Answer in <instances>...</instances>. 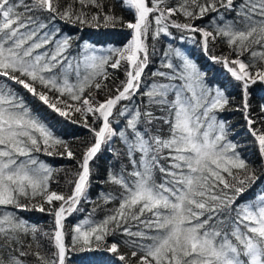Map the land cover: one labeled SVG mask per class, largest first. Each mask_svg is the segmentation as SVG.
Masks as SVG:
<instances>
[{
    "label": "snow or ice",
    "instance_id": "snow-or-ice-1",
    "mask_svg": "<svg viewBox=\"0 0 264 264\" xmlns=\"http://www.w3.org/2000/svg\"><path fill=\"white\" fill-rule=\"evenodd\" d=\"M117 25L130 30L119 47L97 48L71 31ZM173 28L181 44L197 45L239 85L235 110L264 161V102L255 110L251 103V88L264 84V0H0V264H29L30 257L66 264L70 252L115 258L99 264H264V188L245 199L261 177L218 118L232 103L226 90L208 84L172 43L152 83L144 82L161 37L177 39ZM219 43L228 55L211 54ZM109 68L124 73L114 89ZM33 100L91 133L79 156ZM115 137L123 149L114 155L126 163L109 168L104 183L118 191H102L96 203L118 206L102 220L93 209L69 231L66 221L89 201L92 164ZM41 154L76 160L70 195L52 187L61 169ZM17 210L46 212L51 231ZM42 238L50 255L41 252Z\"/></svg>",
    "mask_w": 264,
    "mask_h": 264
},
{
    "label": "trees",
    "instance_id": "trees-1",
    "mask_svg": "<svg viewBox=\"0 0 264 264\" xmlns=\"http://www.w3.org/2000/svg\"><path fill=\"white\" fill-rule=\"evenodd\" d=\"M170 2L175 6L176 0H170ZM117 15H124L126 19H131L132 17L128 13H121L119 7L116 9ZM183 20V17H180ZM197 23L203 24L207 21H198ZM64 28L65 32L70 31V29L64 25H60ZM74 34H78L81 40H90L97 48H107L108 46H122L126 39L130 36V30L122 29L119 25L115 28H91L86 27L83 31H79V26L77 29L71 30ZM173 33L177 35L175 41H171L167 37H161L159 43L157 44V54L152 57L151 64L146 68L144 74L145 84L152 83V72H154L160 66V58L163 56V50L168 46L169 43L173 44V47H182L187 51L191 58L196 62L200 70L206 73V82L213 87L219 85L222 89L226 90L232 103L229 104L222 112H218V118L226 121L229 124V139L233 142H239L242 154L248 161V163L256 169V175L260 176L261 179L256 184L255 188L249 192L245 199L252 197L261 188H264V161L261 160L259 153L257 152L254 144L253 138L248 132L247 126L240 112L236 111V106L240 99V88L239 85L234 81L229 73L224 69L222 64L214 63L210 59L206 58L205 54L200 50V48L190 41H185L183 44L179 41V33H176V29H171ZM149 44H151V39H149ZM212 47V55L222 56L228 55L229 49L226 44L219 43ZM76 53L73 52V55ZM250 53H246L243 57L245 62L248 61ZM234 56L230 57L233 58ZM166 62V61H165ZM109 73L112 75V79H109L107 83L113 89L116 85L120 83V80L124 79L123 70L116 71L111 68L108 69ZM118 77V79H116ZM101 79H103L101 77ZM114 81V82H113ZM166 82V81H165ZM252 97L251 103L254 110L257 108L259 103L264 102L261 97L264 96V84L257 83L251 88ZM103 97V93H100ZM139 97L136 98V101ZM136 101H133L135 103ZM128 101H124L119 107H123L124 104H128ZM32 106L39 112V114L52 126L55 134L65 141L71 144L74 151H76L77 156H79L80 151L83 147L84 142L91 140V133L79 124H73L70 121H65L64 118L59 117L57 114H53L51 110H48L39 101H32ZM116 118H119L118 115ZM124 127V122L120 123V128ZM119 131V129H117ZM123 145L119 137H115L110 144L104 145L101 151L95 158L92 168L93 175L91 177L90 189H89V201H83L79 204L81 211L72 214L66 221L68 230L70 231L72 226L79 220L84 219L92 212L93 209H97L95 218L97 220H102L104 218L107 209H112L118 206V201L116 203H109L107 209L97 208V197L103 192H116L118 191V186L104 183L107 180V173L109 168H113L115 171H119L121 164L126 163V159L121 157L117 160L114 152L121 151ZM63 151V149H60ZM40 159L45 160L50 166L55 169H61L54 177L52 187L54 189H59L60 191L67 192L71 194L70 187L66 184V180L71 179V175L76 171L77 163L76 160L69 159L67 157H60L59 155L53 157H46L43 154L40 155ZM58 181V183H57ZM242 202V201H241ZM31 207V205H29ZM3 210V209H0ZM11 211V208L6 209ZM16 214L22 219L28 221L29 224L35 225L41 229V231H51V225L53 217L48 215L46 212L41 213L38 210L30 211H19ZM135 230V229H134ZM31 241V237L28 238ZM112 238H109V242ZM68 243H71V238L68 237ZM41 252L45 255H50L49 249L51 245L48 243L46 238L40 240ZM33 251H35V244L33 245ZM115 258L108 253H93V252H76L69 253L68 260L66 264H99L102 260L112 261ZM29 264H35V258H29Z\"/></svg>",
    "mask_w": 264,
    "mask_h": 264
},
{
    "label": "rangeland",
    "instance_id": "rangeland-1",
    "mask_svg": "<svg viewBox=\"0 0 264 264\" xmlns=\"http://www.w3.org/2000/svg\"><path fill=\"white\" fill-rule=\"evenodd\" d=\"M129 38H130V36H129L127 39H129ZM127 39H126V41H127ZM126 41H125V42H126ZM125 42H124V43H125ZM233 58H235V57H233Z\"/></svg>",
    "mask_w": 264,
    "mask_h": 264
}]
</instances>
